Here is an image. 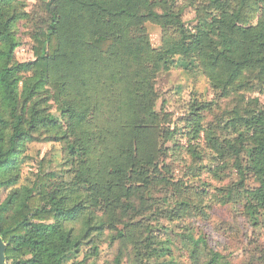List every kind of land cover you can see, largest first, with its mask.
<instances>
[{
  "label": "trees",
  "instance_id": "trees-1",
  "mask_svg": "<svg viewBox=\"0 0 264 264\" xmlns=\"http://www.w3.org/2000/svg\"><path fill=\"white\" fill-rule=\"evenodd\" d=\"M177 1L50 0L48 26L36 31L35 60L22 63L14 31L22 3L0 0V189L9 191L0 204V238L6 264H63L84 241L103 234L106 215L119 207L133 210L136 183L145 189L152 184L149 167L157 169L161 151L149 140L154 127L146 126L159 119L155 79L177 56H196L213 89L237 98L226 123L234 139L220 140L215 129H205L199 108L193 109L192 134H205L225 164L232 160L240 186L254 178L245 209L254 225L264 222V107L244 95L264 88V0H193L191 28ZM146 22L164 30L158 50L151 47ZM49 99L59 117L49 112ZM100 114L108 118L102 121ZM38 137L65 145L73 173L69 184H58L57 175L42 165L35 187L16 188L22 156ZM84 186L86 193L77 195ZM161 213L171 220L176 215ZM146 231V259L169 258L163 264H174L171 230L161 227L166 239L156 238L159 228L147 225ZM118 235L125 238L124 229ZM182 242L193 255L207 246L191 233ZM221 260L214 253L207 264H229Z\"/></svg>",
  "mask_w": 264,
  "mask_h": 264
},
{
  "label": "rangeland",
  "instance_id": "rangeland-1",
  "mask_svg": "<svg viewBox=\"0 0 264 264\" xmlns=\"http://www.w3.org/2000/svg\"><path fill=\"white\" fill-rule=\"evenodd\" d=\"M20 1L19 14L22 16L14 31L20 42L16 59L24 63L35 60L34 46H38L36 31L48 26L46 4L50 0ZM192 3L193 0H178L176 3L179 9H183L182 20L189 28L196 24ZM144 26L151 47L160 49L163 45V28L152 22H146ZM170 65L169 71L159 73L154 83L157 95L155 111L159 119L146 125L154 127L149 140L151 144L155 140L161 150L156 159L157 169L149 167L152 184L145 189L141 183H136L139 187L132 201L133 210L126 213L119 207L114 211V216L106 215L107 224L103 234L93 237L92 241H84L79 253L68 257L63 264L168 262L169 258L146 259L142 241L148 237L147 225H151L153 230L159 228L155 232L157 239L168 237L160 231L162 226L171 230L175 245L174 264H207L214 253L222 256L223 263L264 264V222L261 220L259 225H254L245 209V192L256 187L254 178L248 177L244 186H240V177L232 160L225 164L210 149L205 134L197 139L192 134L193 109L199 108L205 129H215L220 140L234 139L235 133L226 129V123L239 105L238 100L235 96L222 97L213 89L196 56L174 57ZM88 87L90 94L91 87ZM261 90L255 88L246 92L245 100L258 98L264 107V88ZM46 103L50 107L49 112L59 117L55 101L49 99ZM106 113L109 116V112ZM107 115L100 114V120L107 119ZM168 148L169 153L166 151ZM67 156L64 144L38 137L27 145L22 156L21 180L16 188L35 187L42 165L46 172L57 175L58 184H69L73 173L66 164ZM163 177H166L165 182L161 183ZM87 190L88 187L84 186L77 195L83 196ZM8 195L9 191L0 189V204L5 202ZM121 201L124 205L126 199L122 198ZM165 201L170 204L167 205ZM162 209L173 210L176 213L174 220L165 218ZM94 212L103 215L102 209ZM77 229H80L79 225ZM123 229L125 238L118 235V230ZM190 233L195 238H205L207 242V246H201L196 255L182 242L183 234Z\"/></svg>",
  "mask_w": 264,
  "mask_h": 264
},
{
  "label": "water",
  "instance_id": "water-1",
  "mask_svg": "<svg viewBox=\"0 0 264 264\" xmlns=\"http://www.w3.org/2000/svg\"><path fill=\"white\" fill-rule=\"evenodd\" d=\"M4 252H5V244L0 238V264H6Z\"/></svg>",
  "mask_w": 264,
  "mask_h": 264
}]
</instances>
